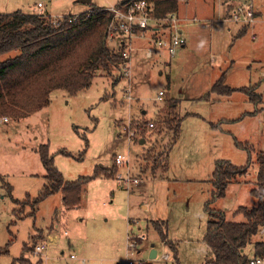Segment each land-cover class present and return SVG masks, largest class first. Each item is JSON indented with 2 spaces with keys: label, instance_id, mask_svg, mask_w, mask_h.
Masks as SVG:
<instances>
[{
  "label": "rangeland",
  "instance_id": "obj_1",
  "mask_svg": "<svg viewBox=\"0 0 264 264\" xmlns=\"http://www.w3.org/2000/svg\"><path fill=\"white\" fill-rule=\"evenodd\" d=\"M117 1L0 0V13H42L55 22L90 9L91 4L109 7ZM253 4L261 20L257 23L256 16L242 35L229 31L227 26L235 30L240 24L225 23L220 12L213 20L200 15L194 20L190 13L186 21L178 22L186 44L177 46L173 56L162 49V58H146L144 49H134L130 77L114 82L115 67L110 72L99 69L89 87L75 94L55 89L48 105L23 117H0V264H128L127 258L133 264H139L138 260L143 264H205L212 257L204 234L214 161L228 159L243 165L248 160L234 137L250 147L248 172L230 182L225 195L209 206L223 210L227 220L240 221L243 216L234 213L236 208H252L257 202L250 190L257 186L255 154L264 151V0H253ZM106 42L109 48L113 46ZM16 53L0 55V60ZM221 74L223 83L231 87L256 85L261 100L253 103L240 89L229 95L211 92ZM159 90L165 92L161 99L157 98ZM255 110V114L243 115ZM175 116L180 118L177 135ZM221 119L237 120L213 128L211 124ZM149 121L152 127L146 126ZM128 123L140 125L131 139ZM43 143L48 144L65 180L91 175L97 167L113 172L89 180L78 204L64 207L63 194L57 191L40 201L31 214V200L45 183L38 154ZM168 147V169L153 173V158L165 160ZM117 154L128 161L118 166ZM119 173L129 178L126 187L116 180ZM153 220L165 222L167 240L161 239ZM50 234L59 235L57 243ZM128 234L137 240L132 252ZM261 237L264 234L253 240ZM38 243L46 247L35 254L33 247ZM152 247L155 257L149 255ZM244 252L249 258L254 256L252 242Z\"/></svg>",
  "mask_w": 264,
  "mask_h": 264
},
{
  "label": "trees",
  "instance_id": "obj_2",
  "mask_svg": "<svg viewBox=\"0 0 264 264\" xmlns=\"http://www.w3.org/2000/svg\"><path fill=\"white\" fill-rule=\"evenodd\" d=\"M153 3V15L162 18L169 13L177 12L178 0H149ZM126 0H120L115 5L121 6ZM111 12L106 8L91 4V8L78 15L66 14L62 19L53 22L48 15L42 13H24L19 10L11 13H0V55L17 51L13 58L0 61V117L9 115L14 118L34 112L50 101V92L56 88L66 89L75 94L89 87L97 70L110 72L111 67H118L122 58L118 52L104 43L107 25ZM84 53V54H83ZM118 77L114 78L117 82ZM256 85L231 87L223 83V74L212 84L210 90L220 95H229L232 91L243 90L250 101L257 104L261 95L256 92ZM173 109V104L170 105ZM255 111L243 115L255 114ZM176 117V116H175ZM237 119H240L237 118ZM237 119H221L212 123L213 128H221L220 123L236 121ZM140 125L134 123L132 128L137 132ZM180 128V118L175 119V135ZM238 148L246 150L248 160L243 165H235L228 159H216L212 171V197L205 204L208 214L204 242L212 257L205 264H248L249 256L244 249L253 243V255L264 258V237L253 240L264 226V151L255 154L258 163L256 174L257 186L250 194L257 198L252 208L238 206L234 213L242 214L243 220H227L221 209L211 208L209 203L225 195L230 182L243 177L248 172L251 162V151L247 143L234 137ZM171 147V146H170ZM167 149L165 160L153 158L151 170L158 168L163 172L168 169ZM61 152L67 153L65 150ZM39 158L45 173L44 185L31 200V214L39 202L54 192L61 191L64 207L70 208L78 204L84 185L94 177H109L112 168L97 167L91 175L80 176L75 180H65L54 164L47 143L38 147ZM150 157L148 156L147 159ZM162 163V164H161ZM9 192H11V185ZM26 197H30L26 195ZM15 204L20 200L12 198ZM17 215V209H13ZM153 222L154 229L162 240H167L165 222ZM165 243L176 251L173 243ZM22 258L20 257V260Z\"/></svg>",
  "mask_w": 264,
  "mask_h": 264
},
{
  "label": "built area",
  "instance_id": "obj_3",
  "mask_svg": "<svg viewBox=\"0 0 264 264\" xmlns=\"http://www.w3.org/2000/svg\"><path fill=\"white\" fill-rule=\"evenodd\" d=\"M226 6L224 15L225 20H230L240 25H252L256 18L253 0H221ZM42 3L38 2V11H41ZM111 12V18L107 25L106 40L113 43V48L118 52L122 58V61L115 69L116 77H130V65H131V51L134 49L133 40L136 38H145L148 30L154 29L155 26H166L168 34L151 37V46L145 49L144 55L146 58H152L155 49H164L170 56H173L176 51V47L185 43V38L182 36L180 29L178 28L179 18L175 12L169 13L162 18L155 17L153 15V3L149 0H126L121 5H112L104 7ZM195 20L196 17H193ZM56 22V21H55ZM254 38V34L252 35ZM164 94L163 90H159L158 99ZM6 120V118H4ZM154 123L152 121L147 122L146 126L152 127ZM129 138H133L135 130L132 129L130 123L127 126ZM126 156L117 154L115 156L116 164L123 165ZM122 187H126L130 181L128 177L119 173L116 179ZM137 182V180H135ZM131 221V220H130ZM260 234H264V226L259 230ZM143 237L142 235H138ZM129 250L136 249L137 240L133 235H127ZM46 244H35L33 247V253H39L42 249H45ZM167 254H163L164 258H167ZM71 257H74L72 254ZM264 258L259 256H253L249 258L248 264H259L263 262ZM128 264H133V259L127 258ZM139 264H143L142 260H138Z\"/></svg>",
  "mask_w": 264,
  "mask_h": 264
},
{
  "label": "crops",
  "instance_id": "obj_4",
  "mask_svg": "<svg viewBox=\"0 0 264 264\" xmlns=\"http://www.w3.org/2000/svg\"><path fill=\"white\" fill-rule=\"evenodd\" d=\"M119 1L120 0H118L117 3ZM178 1H179L178 10L175 13L178 16L180 23H182V21H186V19H188V17H189L188 15H190V13H193L194 14V17H195V15H200L204 19L213 20V18L216 16L215 14L216 13L219 14V12H220L222 14L223 19H224V10H225L226 6L223 4V2L221 0H178ZM98 6H100V5H98ZM102 7H105V6H102ZM87 10H89V9H87ZM82 12H85V11H80L79 13H82ZM255 13H256V16H257V23H258L261 20V13L258 10H255ZM225 23H230V22H228V20H227V21H225ZM257 23H255L254 27H256V24ZM227 27L229 28V31L232 30L233 32H235V34L237 36L242 35L249 28V26H247V25H238V27L235 30H234V28H232V26H227ZM180 31L182 33V30L181 29H180ZM166 34H168V29L166 28V26H163V27L162 26L161 27L155 26L154 29L148 30L146 32V37L142 39L143 42H145L144 45H138L137 43H135V41L136 42L137 41H140L141 42L142 40H138V39L137 40L136 39L133 40V46L135 44L134 49H139L141 47L140 48L141 50H143V49L145 50L148 46H151L152 45V43H151V37H153V36H159V35H166ZM104 43H106V45L108 44L106 42V37H105ZM185 44H186V39H185V43L183 45H181V46L182 47H185ZM113 46H111V48ZM136 46H138V48H135ZM163 51L164 50L161 51V49H155L154 52H153V56L152 57L156 56V57L159 58V57L163 56L162 55L163 54L162 53ZM15 55L16 54H11V55L5 56L0 61L6 60L8 58H13ZM94 76H96V75H94ZM119 79L120 78L118 77V80ZM56 89H59V88H56ZM53 90H55V89H53ZM64 90L67 91L66 89H64ZM28 114H26V115H28ZM3 120H5V119H3ZM65 232H66V230H65ZM49 236H50V239H51L52 242H56L57 243V241L59 240L58 239L59 238L58 237L59 236L58 234H50ZM82 260H84V259H82Z\"/></svg>",
  "mask_w": 264,
  "mask_h": 264
},
{
  "label": "water",
  "instance_id": "obj_5",
  "mask_svg": "<svg viewBox=\"0 0 264 264\" xmlns=\"http://www.w3.org/2000/svg\"><path fill=\"white\" fill-rule=\"evenodd\" d=\"M77 1H79V2H86V3L91 2V0H77ZM141 141H142V139H141ZM156 252H157L156 249L154 247H152L151 248V251L149 253L150 257H155L156 256Z\"/></svg>",
  "mask_w": 264,
  "mask_h": 264
}]
</instances>
